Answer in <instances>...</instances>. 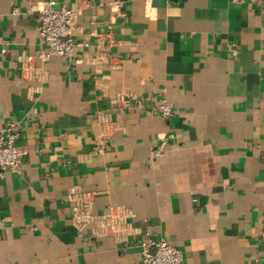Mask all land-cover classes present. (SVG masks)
<instances>
[{
    "label": "crops",
    "instance_id": "crops-1",
    "mask_svg": "<svg viewBox=\"0 0 264 264\" xmlns=\"http://www.w3.org/2000/svg\"><path fill=\"white\" fill-rule=\"evenodd\" d=\"M110 1L0 0V128L29 150L0 171V264H143L148 238L264 264V2ZM87 2L72 57L39 58L40 11Z\"/></svg>",
    "mask_w": 264,
    "mask_h": 264
},
{
    "label": "built area",
    "instance_id": "built-area-1",
    "mask_svg": "<svg viewBox=\"0 0 264 264\" xmlns=\"http://www.w3.org/2000/svg\"><path fill=\"white\" fill-rule=\"evenodd\" d=\"M235 2L251 1L263 3L264 0H234ZM111 6L121 16L126 17L123 0H111ZM90 4L84 6L60 8L47 7L42 9L41 24L39 27L46 49L38 54L43 60H48L53 56L65 58L72 57L75 47L78 45L74 38L77 19L83 15L84 10ZM17 11V10H16ZM15 11V12H16ZM5 52V50H4ZM32 56L28 57L31 60ZM25 73H30L28 64H24ZM137 99V98H136ZM138 105L142 102L137 99ZM150 113L160 114L164 119H168L175 114V105L166 98H162L158 108ZM21 136V130L17 119L11 116L0 128V171L21 172V165L25 158L29 156V150L17 145V140ZM173 137V135H170ZM168 145V138L163 139L160 144L153 148L151 156L159 158L165 152ZM102 153L104 146L97 148ZM104 229L111 226L107 220L101 222ZM143 264H184L182 252L166 238H148L142 245L141 250Z\"/></svg>",
    "mask_w": 264,
    "mask_h": 264
}]
</instances>
